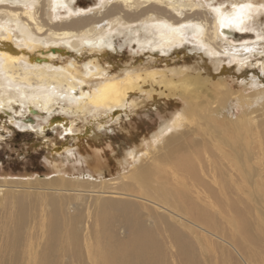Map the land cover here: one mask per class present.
<instances>
[{
  "label": "bare ground",
  "instance_id": "1",
  "mask_svg": "<svg viewBox=\"0 0 264 264\" xmlns=\"http://www.w3.org/2000/svg\"><path fill=\"white\" fill-rule=\"evenodd\" d=\"M44 1L48 4L47 15L50 22L58 19L57 14L61 9L67 11L71 21L63 26L50 25L41 20L42 15L39 16V12H45L44 2L41 3V0H0V112L13 109L14 102L17 103L18 99L21 100L19 103L23 109L28 104V111L36 113L32 107L36 105L47 110L49 115L56 104L59 105L66 99L69 102L77 100L79 105L85 103L96 108L119 107L135 90L144 88V85L146 87L147 79L156 78L157 75L149 73L137 79L129 77L124 82L107 80L91 92L84 89L85 82L68 67L53 66L49 60H38L37 54L42 52L40 46L48 49L49 45L69 43L79 53L85 51L84 47L114 48V35L128 32L130 38L132 37L129 43L167 53L190 43L196 45L193 47L197 50L204 51L206 48L205 54L217 58L226 54L230 59L244 62L250 59L251 54L264 56V29L256 30L249 28L250 24L247 25L252 19L258 20L260 14L264 13V0H244L235 3L229 11L224 6L215 7L203 0H111L114 5L110 9H107L106 1L100 2L101 6L93 11L92 17L78 16L79 11H74L72 3L66 5V0ZM103 9L104 16L96 18L95 13H103ZM123 12L124 15H121ZM209 16L212 20L208 19ZM107 21L111 23L109 30ZM12 26L20 33L16 42L13 41L15 36ZM244 30L256 33V41L251 44H233L230 39L234 37V33ZM218 43H221L218 48H223V54L215 48ZM202 44L205 47H201ZM49 52L51 56H55L61 50L55 49L53 52L50 49ZM93 60L88 62L90 64L83 76L90 77L105 72ZM71 66L77 65L71 63ZM227 100L229 98L222 99L224 106L219 110L209 109L203 117H198V122L192 127L185 125L187 118L184 113L177 114L170 123L164 124L153 141V148L159 144L156 148L162 152L150 164H143L142 157L146 153L135 152L131 162L124 165L126 168H121V172L113 179L107 181L88 177L90 182H109L112 185L109 191L105 192L104 189L88 192L86 188H79L83 184L71 186L70 190L60 189L58 181L46 184L51 186L48 189L51 191L79 193L74 196L76 200H80L81 193L86 192H96L106 195V199L108 197L115 200L134 197L163 214H158L155 218L148 215L153 223L152 231L146 229L150 220L147 217L148 221L142 220L143 223L138 224L136 241L132 245L122 244L113 253L94 251L88 245L90 256L94 255L100 260L104 255L111 254L112 260L108 264H120L125 259L123 255L135 258L138 262L137 258L150 252L158 253L160 260L142 258L143 262L150 263L155 260L162 261L165 257L163 251L167 259L176 264L178 258L182 264H195V254L202 252L201 255L204 256L209 252V242L206 241L209 235H222L220 239L224 244L228 242L224 237L237 244L238 237L244 241L249 238L254 244L259 243L256 236H250L248 215L254 216V211L259 210L261 216H264V158H259V152L264 151V142L254 140L252 135L259 130V123L263 122L256 119V114L261 106L260 109L264 110V90L256 95H240L236 103L232 102L230 105ZM259 116L264 114L260 113ZM228 122L231 125H227ZM257 124L258 127L255 126ZM263 124L264 122L262 127ZM42 183L39 181L35 184L42 187L45 185ZM23 185L21 188L31 189L29 183ZM12 188L0 184V198L4 191ZM33 189L35 191L45 188ZM133 193L140 196H134ZM243 196L246 198L243 199ZM68 199L51 198V206L58 207L60 212L49 218L51 221L57 216L58 223L55 226L53 224L47 232L48 235L58 234L62 244L58 254L63 257L67 252L70 255L72 250L79 253V237L74 232L82 231L83 224L81 216L67 214L66 211L73 206ZM123 201L125 202L118 204L110 201L108 208L112 211L138 214L139 206L132 204L138 202L127 203L126 199ZM62 212L71 218L68 233L58 229L62 222H68L66 215L62 217ZM103 231L111 230L106 227ZM227 232L230 234H226ZM62 234L64 238H61ZM96 242H99V238H96ZM108 242L106 245H109ZM229 245L237 250L233 243ZM256 246L259 247L258 244ZM132 250L133 253L129 256L128 253ZM246 251L249 252V242L246 244ZM84 260L79 256L77 262H74L84 264Z\"/></svg>",
  "mask_w": 264,
  "mask_h": 264
},
{
  "label": "rangeland",
  "instance_id": "2",
  "mask_svg": "<svg viewBox=\"0 0 264 264\" xmlns=\"http://www.w3.org/2000/svg\"><path fill=\"white\" fill-rule=\"evenodd\" d=\"M105 1L108 4L107 9L114 5L111 0H66V5L72 3L74 11H79L78 16L92 17L93 11L101 6L100 2ZM203 1L215 7L224 6L229 11L235 3L244 0ZM42 2L45 12H39V16L42 15L41 20L50 25L63 26L71 21L67 11L61 9L57 14L58 19L50 22L47 15L48 4L44 0H41ZM102 12L95 13L96 18H102L105 9ZM121 15H124V12ZM208 19L212 20V17L209 16ZM251 21L247 24H250L249 28L264 29V13L260 14L258 20ZM107 23L109 30L111 23ZM14 27L12 26L15 36L13 41L16 42L20 33ZM123 33L114 35V48L84 47L85 51L79 53L69 43L49 45L48 49L40 46L42 52L37 54V58L49 60L53 66L68 67L85 82L84 89L91 92L107 80L124 82L129 77L137 79L149 73L157 74L156 78L147 79L146 87L144 85V88L135 90L124 104L119 107L96 108L85 103L79 105L77 100L69 102L66 99L65 102L56 104L49 115L47 110L36 105H32L36 113L28 111V104L23 109L19 103L21 100L18 99L16 102L19 104L14 102L13 109L0 112V184L13 187L4 191L0 198V264H76L74 261L77 262L79 256L85 259L84 264H108L113 255L106 254L97 260L96 256H90L89 250L93 248L94 251L113 253L120 249L122 244L132 245L136 241L138 224L143 223L142 220H150L148 215L155 218L162 213L134 197L115 200L108 197L106 199V195L102 196L96 192L88 193L104 189L106 192L112 187L109 182H90L88 177L103 178L107 181L113 179L121 172V168H126L124 165L131 162L135 152L146 153L142 157L143 164H150V161H154L153 158L162 152L156 148L159 144L153 148L154 136L179 113L186 115L185 125L192 127L198 122V117H203L209 109L216 111L222 108L223 98H229L227 102L230 105L232 102L236 103L240 95H256L264 90V56L251 54L250 59L244 62L237 59L234 61L223 54V48L219 50L221 43L215 48L218 52L223 50L221 54L225 55L224 57L219 55L217 58L205 54L206 48L204 51L197 50L193 47L196 45L190 43L167 53L140 48L136 43L131 44L129 41L132 37L130 38L128 32L126 35ZM256 35L250 30L236 31L230 40L236 45L251 44L256 41ZM201 47L205 46L202 44ZM50 49L53 52L55 49L61 52L51 56ZM91 60L105 72L90 77L83 76ZM71 63L77 66L72 67ZM260 108L256 119L264 122V116H259L260 113L264 114V110ZM263 122L259 123L260 127L255 125L259 130L252 133L256 141L264 142V126H261ZM226 124L231 125L229 122ZM261 157L264 158V151L259 152V158ZM170 170L169 167L168 171ZM39 181L45 185H37ZM52 181H58L60 189L69 190L72 189L71 186L83 184L79 188H86L88 192L81 193L80 200H76L74 198L79 193L48 190L51 186L47 185ZM26 182L30 184L31 189L21 188ZM33 188L45 189L34 191ZM132 195L140 196L135 193ZM57 197L59 200L69 198L68 201H71L73 206L66 211L67 214L81 216L83 219L82 231L74 232L79 237V253L72 250L71 256L69 252L64 257L58 254L62 244L57 233L47 234L52 225L58 223L57 216L49 221L52 215L60 212L58 207L51 206L50 202L51 198ZM245 198L243 196V199ZM109 199L115 202L113 204L125 202V199L127 203L138 202L132 204L139 206V212L127 214L112 211L108 208V204H111ZM13 200L20 204L12 202ZM105 205L106 208H102ZM254 214L248 215L250 236H256L259 243L254 244L249 238L244 237V241L238 237L237 244L224 237L225 241L235 245V250L228 242L224 244L222 235L219 237L214 233L217 237L209 235L206 240L209 242V252L204 256L201 255L202 252L195 254V264H264V216H261L259 210H255ZM63 215L66 214L62 212V217ZM67 220L68 222H62V226L58 228L65 233H68L71 226V218L67 216ZM147 223L146 229L152 231L153 223L151 220ZM106 227L111 231L104 232ZM61 238H64V234ZM96 238H99V242H96ZM107 242L109 245H106ZM247 242L249 252L246 251ZM88 245H91L90 249ZM132 253L133 250L128 255ZM162 254L165 256L161 257L162 261L155 260L150 263L143 262L142 258L159 259L158 253L150 252L137 258L138 262L135 258L123 255L125 259L120 264H176L167 259L163 251ZM177 264H182L180 258Z\"/></svg>",
  "mask_w": 264,
  "mask_h": 264
},
{
  "label": "snow or ice",
  "instance_id": "3",
  "mask_svg": "<svg viewBox=\"0 0 264 264\" xmlns=\"http://www.w3.org/2000/svg\"><path fill=\"white\" fill-rule=\"evenodd\" d=\"M240 7H244V5H240Z\"/></svg>",
  "mask_w": 264,
  "mask_h": 264
}]
</instances>
